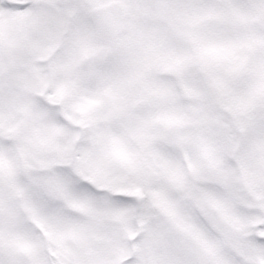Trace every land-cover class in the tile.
<instances>
[{
    "label": "snow or ice",
    "instance_id": "snow-or-ice-1",
    "mask_svg": "<svg viewBox=\"0 0 264 264\" xmlns=\"http://www.w3.org/2000/svg\"><path fill=\"white\" fill-rule=\"evenodd\" d=\"M0 264H264V0H0Z\"/></svg>",
    "mask_w": 264,
    "mask_h": 264
}]
</instances>
